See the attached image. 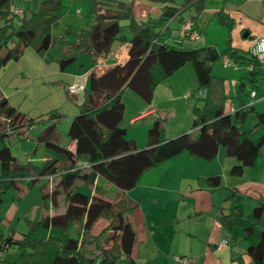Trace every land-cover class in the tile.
I'll list each match as a JSON object with an SVG mask.
<instances>
[{
	"label": "crops",
	"instance_id": "0c3cea01",
	"mask_svg": "<svg viewBox=\"0 0 264 264\" xmlns=\"http://www.w3.org/2000/svg\"><path fill=\"white\" fill-rule=\"evenodd\" d=\"M97 1L103 10L129 8L130 16L136 22L151 25V31L159 41L184 48L210 46L221 55L227 48L234 51L237 61L230 59L227 66H222L220 60L215 61L217 66L214 70V63L211 65V73L219 79L224 95L223 112L230 113L239 107L250 108L243 127L253 128L256 122L254 112L264 111V64L253 65L248 49L254 37L264 36V0ZM61 2L66 5L65 11L50 28V42L45 52L37 54L32 48L25 47L17 59L8 60L0 67V94L9 105L33 121L10 134H22L24 141L22 139L18 149L26 157V162L32 159L33 154H39L40 147H43L42 161L54 157L59 165L68 163L58 154L50 155L44 144L36 142L43 120L50 118L56 122L53 141L72 151L74 142L68 137L66 146L58 142V127L64 120L69 123L72 116L86 107L89 73L100 74L107 67L126 59L127 42L123 38L130 37V26L127 19H122L119 31L104 56L91 62L87 54L79 53L72 62L59 68L57 60L71 50L79 31L86 29L91 21L90 0ZM180 6L182 8L179 9ZM217 12L221 13L220 21L217 20ZM187 19L199 34L196 40L188 39L181 29ZM195 84L192 66L184 63L154 87L149 102L124 88L121 93L123 114L118 125L122 120L123 126L120 127L125 129L126 136L134 141L137 148L145 147L146 129L155 120L160 121L165 138L191 131V108L199 107L196 100H200L192 94ZM250 91L254 94L251 95ZM263 130L264 124L254 136ZM78 162L80 165L81 161ZM235 164L237 160L218 146L210 159L181 152L146 168L128 190H119L99 176L87 187L92 194V187L99 178L106 182L105 186L113 187L109 191L96 185L101 191L99 197L125 208L124 216L134 232L128 259L135 264H174L171 260L174 255L186 257L187 264H253L244 252L246 244L242 231L238 227L225 230L218 218L237 204L241 205L244 214L253 206L264 204V144L252 165L232 172ZM59 172H55L53 177L45 176L49 191L43 190L41 194L48 195L54 189ZM211 176H216L217 181L209 179ZM16 192L17 196L22 192L19 185ZM57 194L58 190L54 200L49 198V207L42 199L38 219L63 210L64 201H58ZM17 211L18 206L12 201L0 222L12 221ZM33 211L35 214L36 205ZM9 212L12 216L7 219ZM98 224L93 228V234L105 222L99 220ZM50 228L54 227L47 229ZM8 235L20 237L15 236L12 229ZM105 235L106 231H103L97 243L102 242ZM222 242L224 244L219 246ZM6 251L0 252V264H5L1 257ZM118 260L126 264L123 255Z\"/></svg>",
	"mask_w": 264,
	"mask_h": 264
},
{
	"label": "trees",
	"instance_id": "16d2710c",
	"mask_svg": "<svg viewBox=\"0 0 264 264\" xmlns=\"http://www.w3.org/2000/svg\"><path fill=\"white\" fill-rule=\"evenodd\" d=\"M32 1L33 4L37 2L36 9L23 10L22 15L16 17L9 10L13 0H0V19L3 20L0 26V67L8 60L17 59L25 47L43 54L49 45L50 28L60 16L61 0ZM90 2V24L79 31L71 50L57 60L59 68L72 62L79 53L87 54L91 62L104 56L122 19L128 20L130 37L123 38L127 42L124 62L109 66L100 74L89 73L86 107L71 117L66 131L67 137L74 142L72 151L53 141L56 122L50 118L43 120L36 142L63 157L67 164H57L54 157L45 159L39 167L22 166L16 162L3 140L33 121L9 105L0 94V202L4 190L18 189L19 179L31 177L34 182L36 179L32 176L53 177L57 171L60 172L56 174L58 179L54 189L41 197L49 196L54 200L59 188L64 192L61 212L41 216L19 238L0 234V252L15 245L19 250L17 264H92L94 259L97 264H114L120 255L126 258V264H135L128 259L134 232L124 216L125 208L99 197L101 191L96 185L92 187V194L84 192L83 185L92 184L99 176L119 190H128L146 168L181 152L210 159L218 146L237 160L231 171L239 172L243 166L254 163L264 144V130L254 136L264 124V111L254 112L256 122L252 129L243 127L250 108L239 107L230 113L223 112L224 95L219 79L211 73V65L220 60L221 53L210 46L184 48L159 41L151 31V25L136 22L130 16L129 8L103 10L97 0ZM220 15L217 12L219 21ZM223 54L233 61L238 59L228 48ZM252 62L259 65L255 60ZM184 63L193 68L195 90L204 91L203 96L195 97L201 100V107L191 108L192 130L165 138L160 121L155 120L146 129L145 147L137 148L126 136L125 129L118 125L123 114V89L128 88L149 102L154 87ZM78 161H85L88 166L75 167ZM209 179L217 181L216 176ZM218 219L225 230L238 227L246 244L245 254L253 264H264V204L253 206L247 214L237 204ZM99 220L105 224L93 234ZM37 227H54L59 230V236L35 239L33 234ZM103 231L106 235L101 243H97Z\"/></svg>",
	"mask_w": 264,
	"mask_h": 264
},
{
	"label": "rangeland",
	"instance_id": "374dc122",
	"mask_svg": "<svg viewBox=\"0 0 264 264\" xmlns=\"http://www.w3.org/2000/svg\"><path fill=\"white\" fill-rule=\"evenodd\" d=\"M27 5H28V8H27ZM12 6L22 7L23 10H26V12L27 11L29 12L33 9H36L37 2L33 4L32 0H13ZM65 6L66 5L61 2L60 16L65 11L64 10ZM60 16L58 18H60ZM2 24H3V20L0 19V26ZM216 66H217V62L213 64L214 70L216 69ZM196 101L199 102L198 105L199 107H201L202 105L201 100H196ZM188 103L190 104V106L192 105L191 100H189ZM250 116L252 117V115ZM169 122L170 121H168V124H170ZM67 125H68L67 121L64 120L60 123L58 127V130H59L58 142L63 146H66L68 143V138L66 136ZM120 126H123L122 120L120 121ZM246 126L250 127L249 124H246ZM22 139H23L22 134H19V135L12 134L9 136V139L7 137L4 138L3 143L10 147L14 156L16 157V162L19 165L25 166L29 164V165H35L39 167L42 164L41 156H42L43 147L42 148L40 147L39 154H36V155L33 154L32 159L26 162L27 160L26 157L23 154L21 155L18 149V146L20 142L22 141ZM1 144L2 142L0 141V145ZM46 152L49 153L50 155L57 156V154H55L54 152L48 149L46 150ZM75 164H76L75 167H81L79 165V162H76ZM32 177L36 179L34 182H31V179H30L31 177H24L18 180V185L20 186L21 191H22L20 195L17 196L16 189H12V188H7L1 194L0 219L2 218V216L4 215V211L8 208L9 204H11L12 201L14 202L15 205L18 206V211L12 221L5 220L4 222H0V233L3 232L2 234L3 237L7 236L9 232L11 231V229L14 230L15 236H21V234L25 233L28 230L29 225L33 221L38 220L40 208L42 207V201H43L41 197V192L43 190L49 191V183L47 182V179L45 176H32ZM105 184L106 182L101 178H99V181L96 183L98 187L108 188L110 189L109 191L113 189V187L110 186L109 184H107L109 186H105ZM81 189L84 192H90V189L85 185H83ZM57 199L58 201H61V202L64 201V192L60 188L58 190ZM44 201L49 207L50 205L49 197H46ZM35 205L37 206V211L34 214L33 208L35 207ZM11 216H12V212H9L7 219H10ZM33 216H35V218H33ZM32 218L34 220H32ZM49 230L51 232H49ZM47 236L57 237L59 236V230L55 228L47 229L43 227H37L34 230L33 237L35 239H45ZM18 255H19L18 248L15 245H11L7 248L6 253H4L1 259L5 261V264H17ZM93 263L96 264L97 260L94 259ZM114 264H123V261L116 260Z\"/></svg>",
	"mask_w": 264,
	"mask_h": 264
},
{
	"label": "built area",
	"instance_id": "2783aa9c",
	"mask_svg": "<svg viewBox=\"0 0 264 264\" xmlns=\"http://www.w3.org/2000/svg\"><path fill=\"white\" fill-rule=\"evenodd\" d=\"M9 10H10L11 14L16 16V17L21 16L23 13L22 7L12 6V4L10 5ZM181 29H182L184 35L190 40H196L199 36L197 31L192 28L191 22L188 19L182 23ZM248 53L253 60L258 62L259 64H264V36L259 35V36H256L253 38V41H252V43L248 49ZM229 61H230V59L228 58V56L226 54H222L220 56V62L222 64V66H227ZM192 94L195 97H199V96H202L204 94V91L201 89H197ZM250 94L253 95L254 92L250 91ZM80 166L81 167H87L88 164L85 161H81ZM223 244H224V242L220 243L219 246H221ZM171 260L173 261L174 264H187L188 263V259L186 257L178 256V255L172 256Z\"/></svg>",
	"mask_w": 264,
	"mask_h": 264
}]
</instances>
